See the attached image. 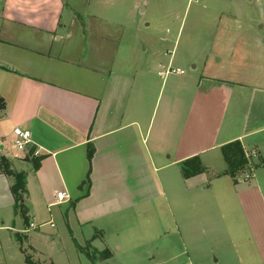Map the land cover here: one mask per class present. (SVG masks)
I'll use <instances>...</instances> for the list:
<instances>
[{
    "label": "crops",
    "instance_id": "0c3cea01",
    "mask_svg": "<svg viewBox=\"0 0 264 264\" xmlns=\"http://www.w3.org/2000/svg\"><path fill=\"white\" fill-rule=\"evenodd\" d=\"M109 2L0 0V142L11 146L22 128L42 156L34 170L33 155L10 158L0 144L15 173L26 163L33 171L24 176L25 223L14 208L16 179L0 166V250L28 232L42 202L69 203L94 252L96 239L114 255L148 235L155 258L174 260L201 246L196 237L211 225V244L230 242L226 250L246 264H264V167L238 182L221 175L229 143L241 142L251 163L264 157V46L238 56L225 35L238 23L226 21L203 68L160 82L151 64L148 74L129 69L124 14L106 15ZM194 157L205 171L186 178L181 164Z\"/></svg>",
    "mask_w": 264,
    "mask_h": 264
},
{
    "label": "rangeland",
    "instance_id": "374dc122",
    "mask_svg": "<svg viewBox=\"0 0 264 264\" xmlns=\"http://www.w3.org/2000/svg\"><path fill=\"white\" fill-rule=\"evenodd\" d=\"M109 4L112 12L106 15L117 19V11L124 14L120 18L126 22L127 29L121 54L132 57L129 69H141L142 74H146L151 64L148 72L160 82L163 77L158 73L166 71L170 61L172 69L184 70L187 75L193 72L194 64L198 69L203 68L207 57L216 54L214 48L219 50L216 42L222 36L226 21L238 23L225 33L233 38L234 52L238 56L249 55L253 50L256 54L264 46V0H110ZM169 76L175 74L166 77ZM0 144L9 150L4 154L12 158L15 151L11 150L10 143ZM18 170H23L24 176L31 174L32 164L19 166ZM69 207V203L50 209L44 202L42 208L38 205L39 211L35 210V218L30 221L36 227L25 226L27 233L11 235L10 245L0 250V264H29L27 257L36 264H246L240 260L241 254L226 250L230 242L220 247L211 244V225L196 237L201 246L181 249L176 252L178 255L183 251L180 257L174 260L167 254L163 257L169 258L163 261L155 258L148 235L142 237L139 247L130 250L124 247L114 255L101 254L103 246L100 239H96L93 245L99 252H94L86 244L92 238L91 231L76 223L72 211H67ZM50 220L51 223L41 225ZM253 263L258 264L259 260Z\"/></svg>",
    "mask_w": 264,
    "mask_h": 264
},
{
    "label": "trees",
    "instance_id": "16d2710c",
    "mask_svg": "<svg viewBox=\"0 0 264 264\" xmlns=\"http://www.w3.org/2000/svg\"><path fill=\"white\" fill-rule=\"evenodd\" d=\"M5 109V101L2 97H0V110ZM224 161L226 163V169L221 175H229L233 178L234 182L239 181V177L243 176L244 174H252V171H254L257 168L264 167V157L257 156V159L254 163H251L250 156L246 154L241 142L234 141L232 143H229L222 147L221 149ZM30 153L33 154V149L30 150ZM94 155V149L92 147L88 148V161L91 163V160ZM31 158L33 161V167L34 170H38L40 167V162L42 156H32ZM0 166L2 167V170L7 175L15 177V183L12 186V193L14 195L15 199V211L19 212L22 217L24 218L25 223L28 222L27 218V209L25 208V205L23 203V194L26 190V185L24 181V173H15L9 161L5 157H0ZM182 173L184 177L189 178L194 175H197L199 173H202L205 171V168L201 164L198 157L191 158L181 164ZM89 180V174L87 176V181ZM91 241V240H90ZM90 242H88L89 245ZM87 247H90L88 246ZM87 249V248H82ZM101 254H105L106 252H100ZM109 255V254H108ZM95 256V254H93ZM27 262L29 264H34L32 260L27 257Z\"/></svg>",
    "mask_w": 264,
    "mask_h": 264
},
{
    "label": "built area",
    "instance_id": "2783aa9c",
    "mask_svg": "<svg viewBox=\"0 0 264 264\" xmlns=\"http://www.w3.org/2000/svg\"><path fill=\"white\" fill-rule=\"evenodd\" d=\"M172 63V61H170ZM169 63L166 71H160L159 76L165 78L169 74H175V75H183L185 72L181 69H172V65ZM33 146V142L31 139V133L28 130H24L22 128H14L13 130V139L11 140V148L15 151L16 157H26V156H37V152H34L33 154L30 153V150ZM250 178V175H243L239 177V180H247ZM59 203H63L66 201L68 196L65 192H58L56 195ZM53 226V225H52ZM36 226L34 224H30V228H35Z\"/></svg>",
    "mask_w": 264,
    "mask_h": 264
},
{
    "label": "water",
    "instance_id": "95a60500",
    "mask_svg": "<svg viewBox=\"0 0 264 264\" xmlns=\"http://www.w3.org/2000/svg\"><path fill=\"white\" fill-rule=\"evenodd\" d=\"M24 181H26V179Z\"/></svg>",
    "mask_w": 264,
    "mask_h": 264
}]
</instances>
